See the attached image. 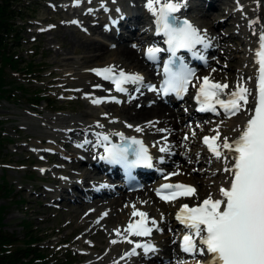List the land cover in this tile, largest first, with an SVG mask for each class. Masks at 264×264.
I'll list each match as a JSON object with an SVG mask.
<instances>
[{"label": "rangeland", "instance_id": "1", "mask_svg": "<svg viewBox=\"0 0 264 264\" xmlns=\"http://www.w3.org/2000/svg\"><path fill=\"white\" fill-rule=\"evenodd\" d=\"M72 2L73 0H23V3L30 6L34 13L28 15L29 20L21 22L24 24V28L21 30L22 41L16 55L22 59L20 64L22 69H25L28 62H31L32 67L29 68L28 73L26 71V76L23 77L17 75L16 71H11L10 74L18 78L20 83H24V85L29 80L31 82L29 88L33 91L32 95L37 93L43 95L49 100L50 104L44 98L45 100L37 101V106H35L33 97L27 98L26 101L24 97L20 96L12 102H0L1 118L5 120L0 125V130L9 140L3 142L0 147V184L5 183L9 188L11 186V191L8 194L4 193L7 196H1L0 204L6 206L4 230L13 234L17 240H22L26 236L25 234L39 237L40 239L36 241L38 249L48 253L47 258L51 260L58 258L62 261H73L71 264H98V262H92L88 254H100L101 248L93 249L90 244H97L100 240H103L102 243L97 245L102 246L107 242L106 235L108 231H106V228L107 226L110 227L113 216L117 211L123 209L124 204H120L117 210L109 211L110 213L106 211L105 215L108 214L112 218L110 217L108 222L105 223L101 220L102 223L97 225L98 222L90 219L91 215L87 216L86 214L90 206L97 205L94 201L96 199H93L94 197H91L89 203H87L88 207L81 206V204L76 206L77 204L67 202L73 196L79 197L78 190H71L70 194H67V199L53 201L54 194L45 189V187L59 185L54 176L58 178L65 176L74 179L77 176L75 170H81L77 167L75 160H66L61 157L62 154L64 158L71 157L74 154L70 145L65 146V141L70 144L69 138L66 139L61 134L53 137L49 128L52 125L49 121L55 122V117H63L61 120L64 121L61 123L64 124L65 122L68 123L70 118L79 117L78 114L80 115L82 111L88 110L86 93L80 90L84 79L73 73L75 70H72V68H75L74 65L78 63L87 66L104 62L113 56L115 52L109 45L104 46L101 50L107 51L103 54H97L98 51L89 48L88 45L94 42L95 39L108 44V36L101 35L102 27L100 28V26L88 29L87 15H75L79 9L75 11V8L69 5ZM226 2L230 3L229 0ZM218 9L219 6H215L210 9V12L213 13L211 17H213L214 24L221 22L215 26L216 28L221 27L219 32L224 34L219 35V37L223 38L232 34L233 36L227 39L231 38L233 42L230 43L227 40L229 44H227V41L220 44L219 56H213L216 61L219 60L220 62L217 61V64L211 65V67H215L213 69H216L218 74L212 75L217 80L230 82L234 72L233 70L229 71L228 64L231 68H234V66L239 65L237 62L244 57L242 53L244 46L241 43L242 33L238 32L234 36L235 29L234 26L229 25L230 21L217 20L225 18L224 10L218 11ZM207 15L210 14L198 16V20L208 28L210 24L207 22ZM92 23L91 21L90 24ZM224 47H227L229 54L235 56L236 59L233 58L229 62L230 56L221 55ZM95 55L96 57L93 59L92 57ZM88 60L90 61L88 62ZM140 103L141 100L138 101V104ZM93 105L98 108L94 109L95 111L104 112L107 110L105 113L115 115H119V112L126 106V104L122 106L121 104H117V106ZM183 108L185 107H178V113H182ZM219 120L221 118L214 120L205 130H210ZM122 122L128 123L123 119ZM187 122L189 121L183 124L188 125ZM203 132H198L196 138L198 139ZM77 135V133L72 135V139L76 138ZM179 135L182 138L185 136L191 138L189 130H181ZM52 147L59 152L51 154L49 149H52ZM176 148L182 150L178 146ZM37 150L39 151L37 152ZM174 159L176 165L182 164L177 153ZM186 160L190 162V159ZM200 165L202 164L197 163L193 167L187 166L191 169V175L198 177L197 171L193 169H197ZM85 169L88 168L85 167ZM76 179L80 181L78 178ZM150 201H154L160 207H166L152 199V197ZM62 206H66V208L61 209ZM169 208V213L172 216L173 206ZM80 210L85 211L80 213ZM158 233L155 232L154 234L158 235ZM163 234H169L170 237H173L171 228L164 227ZM174 246L175 248L177 246L176 238H174ZM141 261H151L149 264L174 262L183 264L182 258L176 257L165 260H146L143 258Z\"/></svg>", "mask_w": 264, "mask_h": 264}, {"label": "snow or ice", "instance_id": "2", "mask_svg": "<svg viewBox=\"0 0 264 264\" xmlns=\"http://www.w3.org/2000/svg\"><path fill=\"white\" fill-rule=\"evenodd\" d=\"M146 7L154 14L157 33L164 35L167 51L172 57L164 65L166 79L163 81L162 90L175 92L179 96L187 91L195 73L177 56L178 50H191L197 45L206 48L209 46L208 42L189 21H179L174 15L181 7L178 0H147ZM159 51L162 50L149 47L146 55L154 60ZM255 62L258 67L254 90L246 85L243 78L232 88L228 83L215 81L209 75L199 78V83L193 85L197 89L195 99L200 104V111L216 113L219 106L227 115L235 116L242 110H247L249 97L254 96V106L245 123L239 126L237 136L231 139L222 137L217 128L214 135L202 138L208 150L218 160L223 161V172L228 177L227 186L222 184L219 187V198H214L209 193L195 205L181 204L176 212V220L186 229L180 242L181 250L206 257L203 261L197 260L196 264H264V28L258 33ZM91 71L112 81L119 92L125 91V83L143 80L139 74L127 73L123 69H119L117 75V70L112 65ZM149 90L156 89L150 87ZM224 96L227 98H222ZM100 102L99 99L92 100L94 104ZM97 126L102 127L99 124ZM136 131L140 132L142 129L136 127ZM95 135L96 144L104 148L101 159L129 168L136 165L151 167L152 157L141 140L116 133L122 143L113 144L109 135ZM187 138L184 137L185 140ZM84 143L90 141L85 140ZM160 151H167V148L161 147ZM178 174L170 173L168 176ZM156 194L161 200L171 202L180 197H196L197 189L180 182L165 183L156 189ZM132 209L131 217L138 219H129L123 230L115 229L118 236L133 245L121 259L137 255V249H142L145 255L157 251L150 241L130 239L147 238L151 236L153 228L159 230L157 221L147 212L138 209L135 204ZM111 242L117 243L116 240Z\"/></svg>", "mask_w": 264, "mask_h": 264}, {"label": "bare ground", "instance_id": "3", "mask_svg": "<svg viewBox=\"0 0 264 264\" xmlns=\"http://www.w3.org/2000/svg\"><path fill=\"white\" fill-rule=\"evenodd\" d=\"M261 1L262 0H235L234 6L236 8L238 6H241L240 10H236L235 8L229 13L225 12V18L223 20H220L222 22L230 21L229 25L231 27L234 26L235 29V31L233 32L234 36H236L238 32L242 33L241 43L244 46V49L242 51L244 57L237 62L239 65L234 66V68H231L230 64H228L229 71L233 70L234 73L232 74L230 82L226 80L222 81V83H228L230 86H232V88H234L235 85L241 81V78H243V80L246 82V85L254 90L256 69L258 67L255 62V52L258 47V33L262 29L261 26L264 25ZM127 4V0H74L72 4L69 5L75 7V11L79 9L78 13L75 15H87L88 27H94L100 24L97 21V18L101 16L99 12H103L101 11L102 9L107 10V8H110V6L117 5L118 14L120 8H118V6L120 5L127 7ZM146 4L147 0L144 1L143 5L132 6V9L134 10V12L138 10L143 11L144 13H146V15H153L148 7H146ZM221 10H223V8L218 9V11ZM206 14H210L209 16L207 15V22L210 24L209 29H214L216 28L215 26L217 24L221 23L218 21L219 23L214 24L213 17H211L213 13H211L210 11ZM91 21L93 22L92 24H90ZM110 27L112 26L110 25ZM204 32L206 34L209 33L206 31ZM107 35L109 38H112L113 36L112 33ZM230 35L233 36L232 34ZM230 35L223 38L219 37V43L224 44V41H227V38H229ZM143 38L145 39L144 35L140 36V39ZM111 40V44H113L115 52L109 59L98 64L87 66H83L82 63H78L74 65L76 66L75 68H72V70H75L73 71V73L79 75V77L84 79L82 83L83 86L80 90L84 91L88 95V110L84 112L82 111L80 115L78 114L79 117L70 118L68 123H61L62 121H64L61 120V118L63 117H55V122L49 121L50 124H52L49 128L51 129L53 137L56 135L60 136L61 134V136H64V138H69L70 140V145L72 146V151L74 152V154H72L71 157H65V159L72 161L75 158H80L82 155H86V163L88 164L92 162V164L89 165L88 169H85L86 166L83 163L77 162V167L81 170H75V173L77 175L76 178H78L80 181H77L76 178V180H71L67 177H62L59 180L58 186L45 187V189L48 190V192H51V194H54L55 192L56 194L61 196L59 198L61 200L64 198V195L66 197L67 194H70L71 190L73 189L72 187L78 186L80 182L91 184L92 188H82L81 190V196H84L85 198L74 197L73 200H69L67 202L69 204H77L76 206H78V204H81V206L88 207V198L92 195H97L91 194L92 190H94L95 188L100 189V184L104 183L101 178L92 175V173H98L97 169H99V166L97 167L95 165L98 159L96 155L102 148V146L96 144L97 136L95 135V133L107 134L109 135V139H116L117 141H119L121 138L120 136L116 135V133H123L124 136L142 137L145 143H148L152 146L155 155L164 154L162 156V159H165L166 165L164 166L168 168L167 172L179 173L178 175H172V177L167 180H159L158 182L162 184L180 182L193 184L196 186L197 196L184 199V203L189 205L196 204L204 199L209 193H212L214 198H219V187L222 184L227 186L228 183L227 174L223 172L224 164L222 160L211 157L210 154L203 148L201 139L198 140L196 138V134H198V132L208 129L205 125L195 123H188V125L183 124L185 118H190L191 112L188 114L178 113V110L176 109L172 110L162 103H156L157 101L159 102V100H163L153 94L151 95L153 104L144 103L140 106H137V100L134 99L132 102H128V104L123 107V109L119 112V115L105 113L107 110H105L104 112L95 111L98 108L93 105L94 103H92V100L99 99L101 102L97 104L106 106L104 105L106 104V102L102 100V96L111 95L112 93L110 91L112 87L101 76L94 75L91 69L112 65L115 66L117 72L119 71V69H123L127 73H134L142 76L141 71L143 70L144 65L141 63L136 49L130 46L128 42L126 43L125 41H121L117 37L115 39L112 38ZM107 45H109V43L107 44L95 39L94 42H91L88 46L92 50L98 51L97 54H103L107 51L101 50L104 48V46ZM229 53L230 52L229 50H227V47H224L221 55L230 56V62L233 60V58H235V56H232ZM217 55L219 56L218 52ZM95 57L96 55L92 58L94 59ZM89 61L90 60H88V62ZM204 73L218 74L217 70L213 69L212 67L208 68V70H205ZM249 77H251L252 79H249ZM97 85H99V87H97ZM134 86L135 83H133V87ZM132 96L133 98H135V96L131 94L130 97ZM118 97H122V95ZM130 97H123V103H125L124 98L127 102L130 101ZM253 97L254 96L249 97V105L247 106V110H242L229 119L220 120L215 126L213 125L214 127L210 129V132H206L204 134H215V130H217L218 128L222 137L227 136L231 139L237 136L240 130L239 126H242L249 116L250 108L254 99ZM107 105L109 106V104ZM170 117H173V119H171ZM122 119L123 121H128V123H121ZM98 124L102 125V127L97 126ZM128 125H132V127H128ZM136 127H140L142 131L137 132ZM160 129H164V131H160ZM181 130H189V132L191 133V138L185 140L184 138L180 137L179 131ZM193 132L195 133V135H193ZM76 133L78 135L76 136V138L72 139V135H75ZM83 140H88L90 141V143H84L82 145L81 143ZM168 146H170V150L175 149V152H177L179 159L182 161V164L180 163L178 165H175L174 162H172V158L169 157L168 154H166L167 151H160L161 147L167 148ZM176 146H178L180 149L182 148V150H178ZM88 147H90L91 149L89 154ZM53 148L54 147L50 149L53 150ZM157 158L158 156L156 157V159ZM183 159L185 160V162H183ZM186 159H190V162H188ZM197 163L202 165L198 166L197 169H192L197 171L196 174H198V177L191 175V169L188 168V165L193 167ZM205 165L209 166L204 167ZM100 176L108 179V176L106 174ZM101 192L102 194L98 195H102V199L94 200L97 205L90 206L88 208L89 211L86 213L87 216L91 215L90 219H94L95 222H98L97 225L101 224L102 221L104 223L108 222V219L111 216L107 213V215H105L106 211L112 212L113 210H117V208L120 207V204H124V206L122 210L119 209L120 211H117L115 213V216H113L112 219V224H109L110 227L107 226L106 228V231H108L106 235L107 242L105 244H102V246L97 245L99 243H102L103 240H100L97 244H90L91 248L93 249L101 248L99 252L100 254H88V257L92 262L95 261L94 263L98 262V264H136L138 262V259L145 255L144 253H140V249H137V255L127 256L124 259H121V257L124 256L125 252H129L131 250L133 245L124 241L122 239V236H118L115 229L119 228L123 230L127 225L129 219H132L131 213L133 210V204H135L138 209L147 212L151 218H154L157 221L158 229H160V227H167L173 228L174 230L175 223L173 221V216H171V214L169 213V207H171V204H164L161 201L156 200L161 205L166 206L163 208L155 204L154 201H150L151 197H153V193H151L149 189H144L142 191L133 193L121 192L120 194H115V192L111 188H103L101 189ZM202 192L204 193L202 194ZM64 208H66V206L61 207V209ZM83 211L85 210H80V213H82ZM161 216L163 217V219H161ZM130 239L142 241L139 239V237H130ZM149 239L155 241L158 244V246L162 250V254L164 255L162 257V255L159 253H152L153 255L151 257H155L156 260L164 258L165 255L174 257L179 256L178 249L173 247L174 240L172 236L170 237L169 234H160L152 237L150 236ZM113 240H116L117 243H112L111 241ZM174 263L178 264L176 262ZM191 263L192 260H190L189 264Z\"/></svg>", "mask_w": 264, "mask_h": 264}, {"label": "trees", "instance_id": "4", "mask_svg": "<svg viewBox=\"0 0 264 264\" xmlns=\"http://www.w3.org/2000/svg\"><path fill=\"white\" fill-rule=\"evenodd\" d=\"M34 11L30 6L23 3V0H0V101H14L16 99V91L21 95H31L34 101H39L40 95L33 94L31 88L20 83V81L13 76L10 72L16 70L21 74L22 67L20 66L22 59L16 55L17 49L21 45V30L24 22L28 19V15H32ZM26 70L31 69L32 64L28 62ZM24 70V69H22ZM25 75V74H24ZM27 83H31L28 82ZM33 84V83H32ZM29 91H32L31 93ZM27 92V93H26ZM1 116V114H0ZM4 122L0 117V125ZM0 130V147L3 142L7 141ZM11 188L6 184H0V198L7 196ZM7 193V194H4ZM5 210L6 206L0 204V264H70L61 262L56 259L50 262L48 260V253H42L34 245L39 237L25 234L22 240H17L14 235L4 230L5 227ZM28 237V239H26ZM19 242V243H18Z\"/></svg>", "mask_w": 264, "mask_h": 264}]
</instances>
